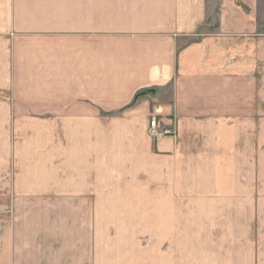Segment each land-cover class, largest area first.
Here are the masks:
<instances>
[{
  "label": "crops",
  "instance_id": "0c3cea01",
  "mask_svg": "<svg viewBox=\"0 0 264 264\" xmlns=\"http://www.w3.org/2000/svg\"><path fill=\"white\" fill-rule=\"evenodd\" d=\"M261 5L0 0V125L121 127L127 157L153 174V220L163 238L153 264H264L259 246L247 247L243 261L235 251L214 261L176 260L169 239L194 207L196 219L237 223L249 206L252 227L264 204ZM148 89L154 92L132 104ZM152 115L176 125V136L150 137Z\"/></svg>",
  "mask_w": 264,
  "mask_h": 264
},
{
  "label": "rangeland",
  "instance_id": "374dc122",
  "mask_svg": "<svg viewBox=\"0 0 264 264\" xmlns=\"http://www.w3.org/2000/svg\"><path fill=\"white\" fill-rule=\"evenodd\" d=\"M258 14L264 23V5ZM120 128L111 123L0 125V264H153L160 259L153 174L139 172L127 157L129 139ZM104 132L112 134L106 138ZM153 162L146 157L145 168ZM80 166L89 168L81 172ZM258 205L252 227L249 206H241L237 223L196 219L194 207L187 220L174 222L173 258L214 261L235 251L234 257L238 252L245 260L247 247L264 248V204Z\"/></svg>",
  "mask_w": 264,
  "mask_h": 264
},
{
  "label": "built area",
  "instance_id": "2783aa9c",
  "mask_svg": "<svg viewBox=\"0 0 264 264\" xmlns=\"http://www.w3.org/2000/svg\"><path fill=\"white\" fill-rule=\"evenodd\" d=\"M147 134L158 140L162 137L170 136L173 137L177 134V128L174 124H165L159 121L155 116H151L148 121Z\"/></svg>",
  "mask_w": 264,
  "mask_h": 264
},
{
  "label": "water",
  "instance_id": "95a60500",
  "mask_svg": "<svg viewBox=\"0 0 264 264\" xmlns=\"http://www.w3.org/2000/svg\"><path fill=\"white\" fill-rule=\"evenodd\" d=\"M154 92V89H148V90H146V91H144V92H141V93H139V94H137L134 98H133V100H132V104L139 98V97H141L142 95H144V94H146V93H153Z\"/></svg>",
  "mask_w": 264,
  "mask_h": 264
},
{
  "label": "trees",
  "instance_id": "16d2710c",
  "mask_svg": "<svg viewBox=\"0 0 264 264\" xmlns=\"http://www.w3.org/2000/svg\"><path fill=\"white\" fill-rule=\"evenodd\" d=\"M131 105V104H130ZM129 106V105H128Z\"/></svg>",
  "mask_w": 264,
  "mask_h": 264
}]
</instances>
